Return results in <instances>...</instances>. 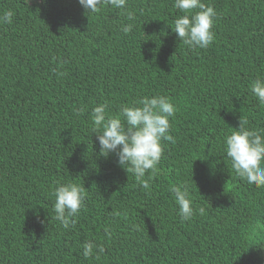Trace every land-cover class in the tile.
<instances>
[{"label": "trees", "instance_id": "16d2710c", "mask_svg": "<svg viewBox=\"0 0 264 264\" xmlns=\"http://www.w3.org/2000/svg\"><path fill=\"white\" fill-rule=\"evenodd\" d=\"M203 2L217 12L215 39L191 49L172 29L174 0L98 13L78 0H0V15L14 13L0 24V264H264V187L235 174L223 143L241 118L264 132L250 90L264 76V0ZM156 94L176 106L175 143L162 142L149 191L115 153L100 154L91 112ZM69 181L85 201L65 229L52 192ZM179 182L193 199L190 221L169 192ZM85 240L105 251L85 258Z\"/></svg>", "mask_w": 264, "mask_h": 264}, {"label": "clouds", "instance_id": "9594fccd", "mask_svg": "<svg viewBox=\"0 0 264 264\" xmlns=\"http://www.w3.org/2000/svg\"><path fill=\"white\" fill-rule=\"evenodd\" d=\"M87 13H98L104 4L114 9L126 10L128 0H78ZM173 7L179 13L172 27L173 31L185 45L191 49H206L215 39L213 31L217 12L213 6L203 0H174ZM14 13L9 10L0 15V24H11ZM128 21L135 20L133 11H126ZM134 27L133 23L121 25V31L128 34ZM63 76V72H58ZM252 94L264 107V76H257L250 83ZM79 114L83 108L76 110ZM177 109L170 98L164 95L144 96L131 104H122L118 113H109L108 102L99 103L92 108V132L97 133L100 154L108 156L115 153L117 163L127 172H131L139 186L151 190V174L155 173L164 152L163 141L175 143L170 134V118L175 116ZM224 150L231 161V168L241 179L250 185L264 187V132L248 127V120L241 118L239 127L224 137ZM178 207L181 222L190 221L196 213L193 199L187 182H179L169 186ZM55 197L53 210L55 219L68 229L76 223V217L84 207L85 187L74 183H57L52 192ZM199 214L205 208L198 209ZM119 215V213H114ZM111 234L110 232L108 233ZM82 254L90 257L94 250L103 253L105 249L95 240H85ZM98 258V256H97Z\"/></svg>", "mask_w": 264, "mask_h": 264}]
</instances>
